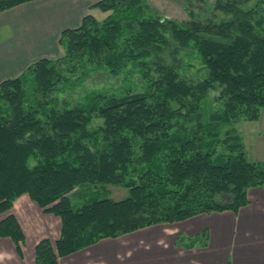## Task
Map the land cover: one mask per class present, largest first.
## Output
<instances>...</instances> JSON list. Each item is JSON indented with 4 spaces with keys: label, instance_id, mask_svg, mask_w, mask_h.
I'll return each instance as SVG.
<instances>
[{
    "label": "trees",
    "instance_id": "obj_1",
    "mask_svg": "<svg viewBox=\"0 0 264 264\" xmlns=\"http://www.w3.org/2000/svg\"><path fill=\"white\" fill-rule=\"evenodd\" d=\"M28 1L0 0V11ZM252 1L214 0L228 19L180 23L145 15L143 0H96L91 6L109 15L87 13L64 29L62 56L40 58L0 81V213L27 194L61 221L55 241L36 244L35 264H59L103 238L150 225L237 213L249 203L248 188H264V162L248 159L232 127L238 119L256 120L264 107V0L246 8ZM190 45L206 70L199 80L183 78L176 63L178 50ZM166 48L171 63L162 57ZM85 58L112 72L135 65L143 91H95L82 103L57 106L55 85L63 77L56 66ZM212 88L224 106L204 123L199 104ZM181 122L196 128L188 131ZM225 124L230 129L220 138ZM206 128L210 139H204ZM86 184H119L127 195L113 200L105 190L74 208L69 196ZM0 237H9L21 255L25 235L12 213L0 220ZM198 238L207 240V233Z\"/></svg>",
    "mask_w": 264,
    "mask_h": 264
},
{
    "label": "crops",
    "instance_id": "obj_2",
    "mask_svg": "<svg viewBox=\"0 0 264 264\" xmlns=\"http://www.w3.org/2000/svg\"><path fill=\"white\" fill-rule=\"evenodd\" d=\"M95 1L32 0L0 11V81L40 58L58 57L64 29L78 26L87 13L103 14L91 6ZM242 137L248 159L264 162V107ZM247 196L249 203L237 213H201L103 238L59 258V264H264V189L251 187ZM7 213L17 218L25 243L19 255L9 237H0V264H35L36 243L59 236V218L43 212L27 194L0 213V220ZM203 231L207 240L198 238Z\"/></svg>",
    "mask_w": 264,
    "mask_h": 264
},
{
    "label": "rangeland",
    "instance_id": "obj_3",
    "mask_svg": "<svg viewBox=\"0 0 264 264\" xmlns=\"http://www.w3.org/2000/svg\"><path fill=\"white\" fill-rule=\"evenodd\" d=\"M143 2L146 5L144 9L145 15L164 16L174 19L180 23H183L191 18L199 21L211 19L217 22L229 18V15L214 9V0H207L203 3L196 1L188 3L186 0H143ZM255 2H257V0L248 3L245 7H252ZM99 11L103 14L97 15L98 19H104L110 13V11ZM62 55L63 49L60 48L58 57ZM162 57H164L165 62L168 63L175 60V58H172L171 50L169 48H166V50L163 51ZM176 60L178 61H176V63L180 64L179 71L183 78L199 80L206 75L205 67L193 45H190L187 48H180L176 55ZM70 64L72 63L59 62L58 66H56L57 72L61 75V77H63V80L55 85V88H57V92L55 93V97H57V106L66 107L73 106L76 103H82L86 95L95 91H103L108 94H115L118 96L128 92L129 89L131 92L143 91L142 82L139 77L140 75L135 65L127 64L124 68H120L112 72L105 63L99 64L90 61L87 58L82 61H74L72 65ZM27 81V89H29L31 82L33 81L32 75L27 76ZM223 106V99L218 90L214 88L210 89L199 104V110L202 113V121L204 123L207 122L209 113L220 111L223 109ZM252 121L254 120L238 119L232 124L235 133L240 136L242 143L244 131L248 128V124ZM96 124H98V121H95L94 125ZM181 124L188 126V131L191 130L192 127L196 128V124L194 126L193 123L181 122ZM228 128L230 129V126L226 124L219 126L220 138L224 136V131ZM207 133L208 129L206 128L203 135L204 139H210L207 136ZM217 150L218 152H222L224 150L221 143L217 145ZM244 150L246 152L245 146ZM35 162L36 160L33 157L29 159L30 165H33ZM105 190L107 191L108 196L113 200L122 199L127 195V189L119 184H107L104 186L86 184L83 187L81 186L79 192L73 193L69 196L71 205L74 208H77L94 197L106 195V192H104ZM56 239L50 240L55 241Z\"/></svg>",
    "mask_w": 264,
    "mask_h": 264
}]
</instances>
